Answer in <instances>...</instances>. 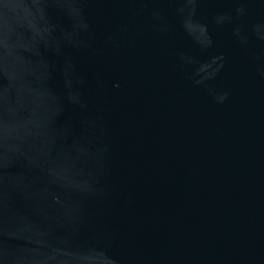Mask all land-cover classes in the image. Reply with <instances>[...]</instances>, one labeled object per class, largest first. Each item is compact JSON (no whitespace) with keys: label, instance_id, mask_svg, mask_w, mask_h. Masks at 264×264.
<instances>
[{"label":"water","instance_id":"1","mask_svg":"<svg viewBox=\"0 0 264 264\" xmlns=\"http://www.w3.org/2000/svg\"><path fill=\"white\" fill-rule=\"evenodd\" d=\"M0 264H264V0H0Z\"/></svg>","mask_w":264,"mask_h":264}]
</instances>
